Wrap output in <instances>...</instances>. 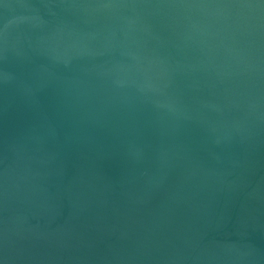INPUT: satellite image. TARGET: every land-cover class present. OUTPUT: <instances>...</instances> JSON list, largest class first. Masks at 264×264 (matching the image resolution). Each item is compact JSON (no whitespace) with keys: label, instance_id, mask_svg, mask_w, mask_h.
Listing matches in <instances>:
<instances>
[{"label":"water","instance_id":"water-1","mask_svg":"<svg viewBox=\"0 0 264 264\" xmlns=\"http://www.w3.org/2000/svg\"><path fill=\"white\" fill-rule=\"evenodd\" d=\"M0 264H264V0H0Z\"/></svg>","mask_w":264,"mask_h":264}]
</instances>
